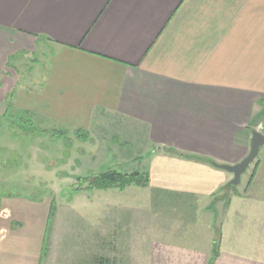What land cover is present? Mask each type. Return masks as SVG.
Listing matches in <instances>:
<instances>
[{
  "label": "crops",
  "instance_id": "1",
  "mask_svg": "<svg viewBox=\"0 0 264 264\" xmlns=\"http://www.w3.org/2000/svg\"><path fill=\"white\" fill-rule=\"evenodd\" d=\"M26 62L29 74L44 65L41 76L8 88L10 67ZM0 84L16 114L141 132L160 201L213 214L198 233L217 245L212 264H264V188L236 191L218 210L232 175L213 165L240 163L264 127V0H0ZM16 206L0 209V264H62L90 246L86 237L56 254L43 212L22 221ZM173 227L147 238L148 264H208Z\"/></svg>",
  "mask_w": 264,
  "mask_h": 264
},
{
  "label": "rangeland",
  "instance_id": "2",
  "mask_svg": "<svg viewBox=\"0 0 264 264\" xmlns=\"http://www.w3.org/2000/svg\"><path fill=\"white\" fill-rule=\"evenodd\" d=\"M28 66L26 62L20 67H10L6 86L10 88L19 81L18 87H21L25 76L29 79L40 77L44 70V65L40 69L33 67L34 73L29 74ZM2 93L0 113L4 108L8 111L0 116V209L4 205L21 203L22 207L13 209H17L16 215L23 217L22 221L41 216L43 212L44 220L48 221H44L48 228L46 237L53 242L56 254L69 253L77 240L87 237L90 246L87 245L86 250L77 247L75 260L65 258L62 264H93L100 258L106 264H148L144 249L147 238L154 236V232L162 233L160 227L167 225L174 226L177 234L190 233L192 237L184 240L192 247L196 239L194 246L198 247V255H208V264L213 263L216 243L208 244L209 238L198 234L203 232L202 225L206 227L212 223L213 214L205 213L195 219L192 212H180L178 208L163 204L158 196L164 192L156 186L105 191L87 189V180L106 171L148 176L154 150L147 148L141 132L100 118L93 131L84 130L86 137L80 141L73 133L76 128L16 114L13 107H8L11 103L14 106L8 96L1 101ZM263 128L257 131L262 133ZM59 131L63 132L60 137L57 136ZM225 188L229 192L220 195L222 202L214 205L218 210L226 203L228 195L236 191L244 194V190L264 188V146L239 183L233 186L229 182ZM212 202L207 205L211 206ZM51 203L55 207L53 219L49 218ZM193 221L196 224H192L190 230L181 224ZM35 222L33 220V226ZM214 223L217 226V222ZM32 224L26 225L25 232H35ZM19 235L20 231H16L11 237L13 247L18 246ZM49 264L57 263L49 260Z\"/></svg>",
  "mask_w": 264,
  "mask_h": 264
},
{
  "label": "trees",
  "instance_id": "3",
  "mask_svg": "<svg viewBox=\"0 0 264 264\" xmlns=\"http://www.w3.org/2000/svg\"><path fill=\"white\" fill-rule=\"evenodd\" d=\"M20 120H23V118H21ZM25 122L28 121L25 120ZM21 123H23V121H21ZM57 133H59L57 134L58 137L62 136L63 134L62 131H59ZM73 133H75L76 138H78L80 141H83L86 137L84 134V130L81 129H76ZM168 152L177 154L181 157L183 156L185 158H189V156L178 154L173 150H169ZM194 159L199 160V158H194ZM87 181L89 182L87 189L105 191L109 189L123 190L129 186L145 187L146 185H148L149 180H148V176H146L145 178L140 174L125 175V174H119L117 172L106 171L100 173L99 175L93 177L91 180H87ZM54 211H55L54 204L51 203L49 207V218H52V214L54 213Z\"/></svg>",
  "mask_w": 264,
  "mask_h": 264
},
{
  "label": "water",
  "instance_id": "4",
  "mask_svg": "<svg viewBox=\"0 0 264 264\" xmlns=\"http://www.w3.org/2000/svg\"><path fill=\"white\" fill-rule=\"evenodd\" d=\"M263 145L264 135L259 131H253L251 133L249 153L240 163L233 166L214 164V167L231 174L232 180L230 181V185H237L249 165L257 158L259 150Z\"/></svg>",
  "mask_w": 264,
  "mask_h": 264
}]
</instances>
